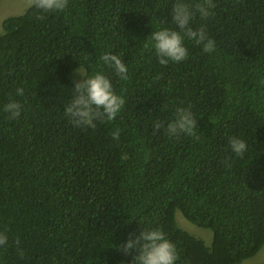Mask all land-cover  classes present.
<instances>
[{
	"label": "trees",
	"instance_id": "obj_1",
	"mask_svg": "<svg viewBox=\"0 0 264 264\" xmlns=\"http://www.w3.org/2000/svg\"><path fill=\"white\" fill-rule=\"evenodd\" d=\"M213 2L192 27L205 26L215 51L186 39L188 58L166 66L146 40L175 28L176 0H69L43 20L33 6L3 20L0 264H132L135 250L119 246L143 228L175 243L177 264H240L263 248L264 0ZM106 53L125 63L126 80ZM76 69L104 74L124 98L114 121L78 128L66 118ZM10 99L22 105L15 120L2 111ZM177 108L191 109L196 137L154 127ZM233 137L248 145L243 157ZM177 210L213 229L211 246L178 225Z\"/></svg>",
	"mask_w": 264,
	"mask_h": 264
},
{
	"label": "clouds",
	"instance_id": "obj_2",
	"mask_svg": "<svg viewBox=\"0 0 264 264\" xmlns=\"http://www.w3.org/2000/svg\"><path fill=\"white\" fill-rule=\"evenodd\" d=\"M68 4L69 0H32V6L42 13L37 16L38 20H43L45 18L44 14L65 11ZM214 8L213 0H198L192 5L184 3L183 0H176L171 9V21L175 28H163L153 31L146 40L152 44L160 65L166 66L169 62L180 63L186 60L188 58V48L185 46L186 39L202 46L205 53L215 51V41L208 36L205 26L201 25L195 29L192 27V22L197 15L202 20H207L214 15L212 11ZM101 59L113 68L116 75L121 79L126 80L128 78V68L119 56L106 53ZM75 71L80 79L74 82L71 99L64 105V114L69 122L78 128H95V122L98 120L101 122L114 121L125 106L126 101L114 92L110 79L99 72L92 76H84L77 69ZM16 94L23 96V89L18 88ZM21 108L22 105L18 101L10 99L2 106V111L8 119L15 120L21 115ZM197 125V119L190 108H177L171 121L167 123L156 121L154 127L163 129L170 138H179L182 135L196 137ZM112 137L116 140L119 139V129L112 133ZM229 144L231 151L240 157H243L248 148L244 140L236 137L231 138ZM225 163L227 164V161ZM177 211L176 220L178 225L188 231L180 224ZM182 216L184 218L183 214ZM187 221L189 220L187 219ZM7 242V235L0 232V246L6 245ZM16 243L19 246V241ZM119 248L125 255L131 254L135 250L136 255L133 256L132 264H177L180 259L177 246L160 229L147 230L143 228L139 235L129 234L128 240ZM19 254L23 255L22 249H19ZM262 264H264V257L262 258Z\"/></svg>",
	"mask_w": 264,
	"mask_h": 264
},
{
	"label": "rangeland",
	"instance_id": "obj_3",
	"mask_svg": "<svg viewBox=\"0 0 264 264\" xmlns=\"http://www.w3.org/2000/svg\"><path fill=\"white\" fill-rule=\"evenodd\" d=\"M30 6H32V0H1L0 1V31L2 29V22L10 16L20 15L24 13ZM84 75L83 70H78ZM74 78L79 80L80 76L77 72L74 73ZM177 218L180 224L187 229L189 232L197 237L203 238L208 245H211L213 241L214 232L211 228H202L194 225L193 223L187 221V219L177 211ZM264 257V248L252 258L245 260L242 264H262V258ZM126 264V263H121Z\"/></svg>",
	"mask_w": 264,
	"mask_h": 264
}]
</instances>
